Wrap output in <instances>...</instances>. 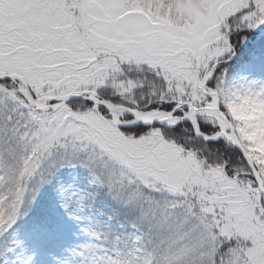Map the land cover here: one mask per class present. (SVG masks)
I'll use <instances>...</instances> for the list:
<instances>
[{
	"label": "snow or ice",
	"instance_id": "1",
	"mask_svg": "<svg viewBox=\"0 0 264 264\" xmlns=\"http://www.w3.org/2000/svg\"><path fill=\"white\" fill-rule=\"evenodd\" d=\"M0 264H264V0H0Z\"/></svg>",
	"mask_w": 264,
	"mask_h": 264
}]
</instances>
